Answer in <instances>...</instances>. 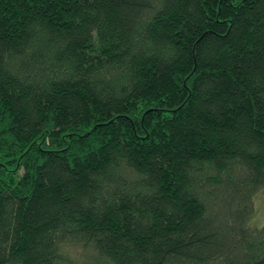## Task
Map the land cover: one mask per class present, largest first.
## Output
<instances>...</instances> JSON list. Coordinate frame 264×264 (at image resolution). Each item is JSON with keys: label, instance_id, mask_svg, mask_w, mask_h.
<instances>
[{"label": "trees", "instance_id": "16d2710c", "mask_svg": "<svg viewBox=\"0 0 264 264\" xmlns=\"http://www.w3.org/2000/svg\"><path fill=\"white\" fill-rule=\"evenodd\" d=\"M0 264H264V0H0Z\"/></svg>", "mask_w": 264, "mask_h": 264}]
</instances>
